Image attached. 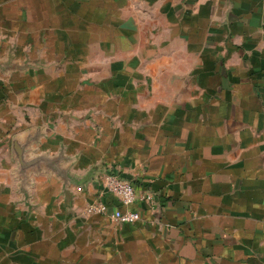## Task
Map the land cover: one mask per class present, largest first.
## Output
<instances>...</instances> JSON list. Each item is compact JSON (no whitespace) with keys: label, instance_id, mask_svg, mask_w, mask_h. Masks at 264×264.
Returning <instances> with one entry per match:
<instances>
[{"label":"crops","instance_id":"1","mask_svg":"<svg viewBox=\"0 0 264 264\" xmlns=\"http://www.w3.org/2000/svg\"><path fill=\"white\" fill-rule=\"evenodd\" d=\"M0 264H264V0H0Z\"/></svg>","mask_w":264,"mask_h":264},{"label":"built area","instance_id":"2","mask_svg":"<svg viewBox=\"0 0 264 264\" xmlns=\"http://www.w3.org/2000/svg\"><path fill=\"white\" fill-rule=\"evenodd\" d=\"M104 189L110 194L117 197L122 205L129 207L138 201L149 200L151 198L150 194L141 196L138 194L135 185L129 181L120 178L114 173H108L103 178ZM95 210L103 211L105 210V205H90L88 207V212L92 213ZM112 217L119 223H135L140 219V213L132 209H117L112 214Z\"/></svg>","mask_w":264,"mask_h":264}]
</instances>
